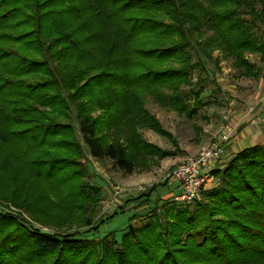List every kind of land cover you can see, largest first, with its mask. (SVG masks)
I'll use <instances>...</instances> for the list:
<instances>
[{
	"label": "trees",
	"instance_id": "obj_1",
	"mask_svg": "<svg viewBox=\"0 0 264 264\" xmlns=\"http://www.w3.org/2000/svg\"><path fill=\"white\" fill-rule=\"evenodd\" d=\"M258 23L264 0H0V203L41 223L55 205L57 223L67 224L88 200L83 189L98 194L82 179L85 154L125 174L158 166L178 148L147 98L186 111L191 44L256 79L246 54L264 56ZM143 129L175 150L148 143ZM212 175L218 186L171 206L164 224L156 216L138 229L129 223L119 242L0 213V264H264V147Z\"/></svg>",
	"mask_w": 264,
	"mask_h": 264
},
{
	"label": "rangeland",
	"instance_id": "obj_2",
	"mask_svg": "<svg viewBox=\"0 0 264 264\" xmlns=\"http://www.w3.org/2000/svg\"><path fill=\"white\" fill-rule=\"evenodd\" d=\"M255 7L258 8V5L256 4ZM253 35L264 43V27L259 23L253 30ZM187 52L191 56V62L193 64L197 63V66L188 73L189 84L183 85L181 88L182 99L187 104L186 111L178 114L169 107L160 106L149 98L146 101V108L156 117L162 128L177 140L179 147L188 150V153L192 154L194 151L197 152L199 142L202 139L209 143L212 136L216 133L219 135L227 123L233 122L236 125L241 123L239 117L236 116L237 114H241L248 109L253 111L259 103L261 104L260 101L263 99L264 94V56L246 54L248 61L259 70L258 77L251 79L244 77L241 70L232 66L230 58L221 57L216 50L212 52L211 58H207L191 44ZM196 94H198L199 105L193 104ZM188 111H192L191 115L187 114ZM72 125L76 128L74 120H72ZM149 131L146 129L141 131L145 141L148 140ZM160 145L163 148H172L165 138H161ZM84 150L86 151L85 148ZM176 155L178 161L168 168L165 175H159L158 171L154 173L144 172L146 175L144 183L136 185L137 175L132 174V177H129L116 169L108 159L94 160L88 154H85L82 162L87 171L82 179L90 186L97 188L98 194L89 188L83 189L88 195V200L84 203L81 212H78L77 216L75 215L77 219H72L67 224L59 225L57 223L60 217L57 214L55 205L48 206L47 209L52 215L49 216V222L46 223L36 221L27 212L20 211L13 205L6 203H0V213H19L33 227L47 232L70 234L77 230L88 231L85 235L93 241L112 233L115 240L119 242L132 217L135 218L132 225L136 229L141 228L148 220L154 218L153 216H156V219L164 224L170 220L168 210L171 206H182V202L174 200V198L160 200V204L157 200L163 197L168 190V188L162 186L165 183L166 175L175 165L191 157L185 154ZM228 163L218 171L224 170ZM150 167L154 169L157 166ZM220 182L219 177H214L212 188L218 186ZM152 185L156 186L149 196L151 204L145 210H142L139 214H134L133 210L126 209L129 203L134 202L140 196L145 197ZM138 186L144 187L145 191H135ZM205 190L209 189L203 191ZM48 194L52 202H55L53 201L54 192L49 190ZM133 194L135 195L132 196ZM189 206L192 207V204H189ZM83 213L84 216L82 217ZM147 214L149 215L147 216ZM84 219L90 222L87 227L83 224Z\"/></svg>",
	"mask_w": 264,
	"mask_h": 264
},
{
	"label": "crops",
	"instance_id": "obj_3",
	"mask_svg": "<svg viewBox=\"0 0 264 264\" xmlns=\"http://www.w3.org/2000/svg\"><path fill=\"white\" fill-rule=\"evenodd\" d=\"M263 90H264V86H263ZM260 102H261V104L259 103L257 108H255L253 111L248 109V110H245L244 112H242L241 114L236 115L241 120L240 124L236 125L233 122H231V123H227L224 126L223 131L228 132L230 134V139L227 142V144L223 147V151H222V154H221L219 160L216 161L215 163H211L204 170V173H206L209 176V179H208L204 189H211L212 188V181L214 178V176L212 175L213 172H215L217 170H221L223 167H225L226 164L229 162V160L231 158H233L235 155H237L241 151H243L247 148L253 147V146H263L264 147V94H263V99H261ZM217 135H218V133L214 134L211 139L215 138ZM142 137L145 139L144 135H142ZM147 137H148L147 138L148 140H146V141L148 143L154 145L155 147H157L160 150H167V151H174L175 150V147L170 143V141L167 138L158 135L157 133H155L152 130L149 131V134L147 135ZM161 138H165L170 143L172 148L169 149V148L161 147V145H160ZM173 139L177 142V140L174 137H173ZM206 143L207 142L205 140L203 141V139H202L199 142V147H198L197 152L194 151L192 154H190V153H188V150L179 147V144L177 142V148L178 149L176 150V153L174 152L171 156L158 160L159 165L156 168L153 169V168L149 167L148 169H145L141 172L133 171L132 173L127 174V176L132 177V174L137 175V179H136V183H135L136 185L144 183V181L146 179V175L144 172L149 171V173H154V172L158 171L159 175L163 176L167 173L168 168L172 167L174 165V163L176 161H178V157L176 154H185L187 156L192 157V155L193 154L196 155L200 151V149L204 145H206ZM185 160H183L182 162H184ZM182 162H180V163H182ZM152 169H153V171L151 172ZM162 186H164L165 188H168V190L163 195V197L157 199V200H159V202H158L159 204L161 203L160 200L174 198L175 196H177L179 194V188H178V184L176 182L166 181L165 183L162 184ZM132 193H134V192H132ZM134 195L135 194H133L132 196H134ZM146 196L145 197L142 196L143 198L142 197L138 198L137 200H134V202L129 203L126 209L127 210H133L134 214H136V213L139 214V212H141L142 210H145L151 204V202L149 200L150 194H148ZM142 201H146V202L142 203ZM156 201H154V202H156ZM148 215L149 214H147V216ZM134 222H135V218L132 217L130 224H132Z\"/></svg>",
	"mask_w": 264,
	"mask_h": 264
},
{
	"label": "built area",
	"instance_id": "obj_4",
	"mask_svg": "<svg viewBox=\"0 0 264 264\" xmlns=\"http://www.w3.org/2000/svg\"><path fill=\"white\" fill-rule=\"evenodd\" d=\"M230 139V134L223 130L219 135L204 145L200 151L184 162L176 165L165 178L166 181H173L178 184L179 194L174 200L190 203L199 198L200 192L204 190L209 176L204 170L211 164L219 160L223 147ZM137 192L145 191V188L138 186Z\"/></svg>",
	"mask_w": 264,
	"mask_h": 264
}]
</instances>
